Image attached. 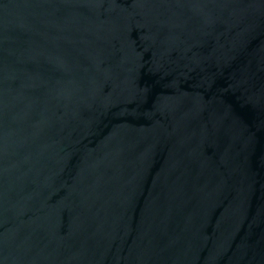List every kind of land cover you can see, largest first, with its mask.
Instances as JSON below:
<instances>
[{"label":"water","instance_id":"obj_1","mask_svg":"<svg viewBox=\"0 0 264 264\" xmlns=\"http://www.w3.org/2000/svg\"><path fill=\"white\" fill-rule=\"evenodd\" d=\"M0 264H264V0H0Z\"/></svg>","mask_w":264,"mask_h":264}]
</instances>
